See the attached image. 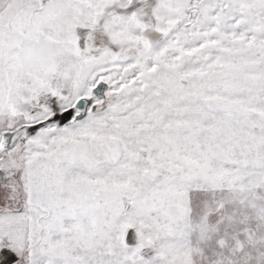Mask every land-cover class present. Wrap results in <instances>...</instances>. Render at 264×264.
<instances>
[{"label": "snow or ice", "instance_id": "obj_1", "mask_svg": "<svg viewBox=\"0 0 264 264\" xmlns=\"http://www.w3.org/2000/svg\"><path fill=\"white\" fill-rule=\"evenodd\" d=\"M0 264H264V0H0Z\"/></svg>", "mask_w": 264, "mask_h": 264}]
</instances>
